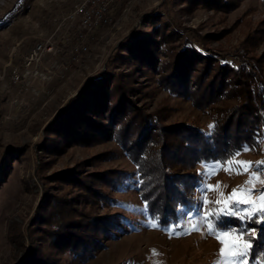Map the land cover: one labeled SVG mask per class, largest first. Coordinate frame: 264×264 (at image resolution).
Masks as SVG:
<instances>
[{
  "label": "rangeland",
  "instance_id": "374dc122",
  "mask_svg": "<svg viewBox=\"0 0 264 264\" xmlns=\"http://www.w3.org/2000/svg\"><path fill=\"white\" fill-rule=\"evenodd\" d=\"M76 1L0 0V264H19L28 256L30 238L35 243L40 239L42 224L37 213L47 190L63 193L69 199L80 197V190L54 180L53 174L69 168L78 169L79 173L120 168L130 178L122 189L110 192L118 201L111 210L124 217L121 230L106 237L86 261L66 259V264H215L220 259L221 244L208 234L204 221L197 226L195 217L191 221L185 218L190 209H183L176 220L160 227L149 226L150 214L143 211L145 203L137 190L134 165L115 141L58 144L56 136L49 132V124L86 80L112 61L115 69L129 73L135 89L132 97L146 110L160 108L166 111L167 121L190 120L209 130L211 109H201L170 94L157 84L156 73L133 67L123 56L126 50L122 41L127 35L154 36L150 14L156 9V19L179 31L176 42L189 39L200 45L202 39L206 47L228 60H236L240 48L245 46L247 55H254L264 66V0H231L229 7L197 0L119 1L111 9L110 23L93 32L88 51L78 54L62 70L64 76L60 77L59 70L49 65H26L32 48L51 33L56 19ZM112 56L114 60H110ZM52 58L62 62L66 55L57 52ZM33 66L38 73H34ZM249 149L235 159L253 162L254 169L256 162H264V136L258 149ZM225 168L228 166L207 178L210 186L220 183L218 189L205 193L207 199L214 201L221 191L227 196L249 180L248 173L236 175L235 170ZM196 170L197 174L205 172L201 164ZM256 187L262 185L257 183ZM192 193L196 203L200 198L196 186ZM73 201L79 207L77 200ZM177 221L182 227L174 231L188 234H173L170 238L163 229ZM229 223L240 226L238 220ZM259 260L258 257L257 264Z\"/></svg>",
  "mask_w": 264,
  "mask_h": 264
},
{
  "label": "trees",
  "instance_id": "16d2710c",
  "mask_svg": "<svg viewBox=\"0 0 264 264\" xmlns=\"http://www.w3.org/2000/svg\"><path fill=\"white\" fill-rule=\"evenodd\" d=\"M196 2L229 7L233 1ZM157 15L153 9L155 35H127L123 56L133 67L156 73L157 84L170 94L210 108L211 132L194 121H167L160 108L146 110L132 97L135 89L129 73L115 69L112 61L60 108L49 132L58 144L115 141L134 165L137 190L148 213L158 215L159 224H167L193 206L201 161L223 160L244 145L259 148L264 136V66L247 55L245 46L236 60H228L202 39L200 45L189 39L176 42L179 31ZM79 172L69 168L53 174L59 185L80 190V197H75L80 205H74L73 197L47 190L37 213L41 237L36 243L30 238L28 256L19 264L86 261L106 237L121 230L124 217L111 210L118 201L110 192L122 189L129 173L120 168ZM252 226L264 235V225Z\"/></svg>",
  "mask_w": 264,
  "mask_h": 264
},
{
  "label": "snow or ice",
  "instance_id": "6c2138e0",
  "mask_svg": "<svg viewBox=\"0 0 264 264\" xmlns=\"http://www.w3.org/2000/svg\"><path fill=\"white\" fill-rule=\"evenodd\" d=\"M212 126H210V132ZM249 146L244 145L242 149H237L231 155L226 156L223 160L216 158L208 161H201V165L205 168V172H198L201 177L197 181L196 191L200 193L199 200L194 203L193 208L186 214L185 218L191 221L196 218L197 226L199 221H204L208 228V234L214 236L221 244L219 249V257L215 264H264V235H261V229L249 227L252 224L264 225V162H256L253 169V162L237 160L241 151H248ZM227 165L225 170H235L236 175L244 173L249 174V180L245 185L237 186L225 196L224 192L219 193L217 199L209 200L206 198L207 191L215 190L220 187L217 182L216 186L207 184V178L215 174L222 166ZM211 169V171H209ZM262 185L257 188L256 184ZM225 188L228 185H224ZM208 205H211L208 207ZM143 211H148L147 202ZM198 213V215H197ZM157 221L156 223L152 222ZM159 216L149 217L150 227H160L158 223ZM231 220H238L240 226L229 223ZM182 227V223H170L163 230L171 235L177 236L188 234L187 232H176L174 229ZM193 230H196L195 228ZM243 242L242 244L239 242Z\"/></svg>",
  "mask_w": 264,
  "mask_h": 264
},
{
  "label": "built area",
  "instance_id": "2783aa9c",
  "mask_svg": "<svg viewBox=\"0 0 264 264\" xmlns=\"http://www.w3.org/2000/svg\"><path fill=\"white\" fill-rule=\"evenodd\" d=\"M119 1L124 0L76 1L64 15L56 19L51 33L32 48L26 59V65L36 66L41 63L45 64L46 68L49 65L59 70L60 77L64 76L62 70L71 65L78 54L88 51L93 32L110 23L111 9ZM57 52L66 55L64 61L57 62L52 58ZM34 68V73H38L37 67ZM13 78L18 79V75H13Z\"/></svg>",
  "mask_w": 264,
  "mask_h": 264
}]
</instances>
